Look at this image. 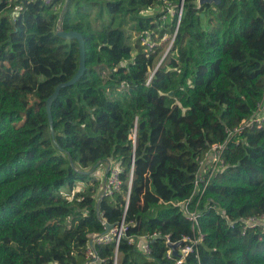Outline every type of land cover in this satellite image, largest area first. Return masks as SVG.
Returning a JSON list of instances; mask_svg holds the SVG:
<instances>
[{"label":"trees","instance_id":"16d2710c","mask_svg":"<svg viewBox=\"0 0 264 264\" xmlns=\"http://www.w3.org/2000/svg\"><path fill=\"white\" fill-rule=\"evenodd\" d=\"M58 27L82 35L85 71L52 101L51 133L46 99L79 65ZM263 91L264 0H0V264H85L87 235L122 217L126 236L158 235L148 254L121 238L115 264H175L166 237L182 246L198 230L182 264H264V229L242 222L264 215V123L233 136L225 168L190 199L204 154ZM107 161L121 186L98 201ZM175 201L199 210L197 231ZM94 249L114 264L113 244Z\"/></svg>","mask_w":264,"mask_h":264},{"label":"built area","instance_id":"2783aa9c","mask_svg":"<svg viewBox=\"0 0 264 264\" xmlns=\"http://www.w3.org/2000/svg\"><path fill=\"white\" fill-rule=\"evenodd\" d=\"M44 4H50L51 0H42ZM166 2V0H163ZM198 2V0H197ZM199 5V4H198ZM172 8H168L167 17L169 15H174L175 12L169 13V10ZM150 12V11H147ZM178 21L181 16V9L178 11ZM164 16V18H167ZM177 21V22H178ZM166 40V37H163L162 41ZM142 42L146 44L149 48H153L155 44L151 41V37L149 33H146L142 38ZM171 45V42L169 46ZM168 46V47H169ZM167 52V51H166ZM167 53L164 54V56ZM153 73H150L149 79L152 77ZM264 123V91L263 96L260 103L257 106V109L252 112L249 118L243 119L240 122V125L234 130H229L227 133V138L224 142L219 144H213L209 150L204 154L203 158L200 160L198 164V169L195 173L194 178V188L192 191V195L190 199L196 197L198 194L204 192L205 188L211 181V179L220 171L225 168L223 162V152L227 146V143L232 140L233 136L236 133H239L244 128H260ZM95 170V171H94ZM94 176L99 181V188L95 191L93 197L99 201L103 196L112 195L115 191L120 190L121 181L119 177V173L121 172L120 166L112 161H107V165L101 168L100 165H96L94 167ZM86 187V184L82 182H78L75 187L70 192H62L68 200H72V197L75 193L82 191ZM128 203V193L126 195L124 211L127 208ZM174 206L180 208L182 215L190 222L192 230H198V220L200 217V212L197 208L194 210H190L187 206L188 202L175 201L172 203ZM104 229L105 224H108L105 219L101 220ZM242 222L245 226H260L264 229V215L261 216H250L245 219H242ZM110 225V224H109ZM110 229L103 233H89L87 235V258L88 261L85 264H96L98 260L97 254L95 252V245L97 244H113L114 246V264L117 262V252L118 246L121 238L126 237L130 240L131 243L135 245L136 248L142 251L144 254L149 253V240L156 237L158 233H153L152 235H144V236H126L127 224L122 217L121 221L117 224L110 225ZM197 235H194L193 238L183 237V241L186 242L184 245L180 246L179 242H171L168 237H166L167 243V257H170L173 254L172 245L177 244L176 252H177V260L175 264H182L185 261V257L196 251V245L201 242L202 235L200 231H197ZM182 241V242H183ZM174 255V254H173Z\"/></svg>","mask_w":264,"mask_h":264},{"label":"water","instance_id":"95a60500","mask_svg":"<svg viewBox=\"0 0 264 264\" xmlns=\"http://www.w3.org/2000/svg\"><path fill=\"white\" fill-rule=\"evenodd\" d=\"M220 1L221 0H198V4L199 5L202 3L218 4ZM56 34L65 40L75 39L77 41L78 50H79V65H78V69L75 72V74L68 81L58 84L55 87L52 94L46 99V112L48 115V121H49V125L51 128V133H53L52 132V118H51V112H50V107H51L52 101L57 97L59 90L61 88H64L66 86H70V85L74 84L85 71L84 40H83L82 35L77 31H63L59 27L56 31ZM159 64L157 65V67L159 66ZM132 138L133 139L135 138V134L133 135ZM110 227L111 226L109 224H105L106 229L103 231V233L107 232L110 229ZM171 247L173 249V254L176 255L177 254V252H176L177 244H174Z\"/></svg>","mask_w":264,"mask_h":264},{"label":"rangeland","instance_id":"374dc122","mask_svg":"<svg viewBox=\"0 0 264 264\" xmlns=\"http://www.w3.org/2000/svg\"><path fill=\"white\" fill-rule=\"evenodd\" d=\"M197 4H198V2H197ZM169 13H170V14L173 13V10L170 9V10H169ZM169 17H170V16H168L167 19H169ZM128 30H130L129 27H128ZM170 42H171V41H170ZM170 42H169V44H170ZM169 44H168V45H169ZM167 50H168V46L166 47V49H164L162 52H160V53L157 55L156 60H155V62H154V68H156L157 65H158L160 62L163 61L164 57L166 56V55L164 56V54L167 53V52H166ZM160 64H161V63H160ZM160 64H159V65H160ZM98 165H100L101 168H103V167H105V166L107 165V162H102V163H100V164H98ZM99 184H100V183H99ZM98 188H99V187H98Z\"/></svg>","mask_w":264,"mask_h":264}]
</instances>
